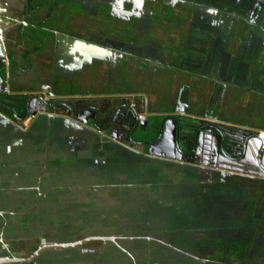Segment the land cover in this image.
Here are the masks:
<instances>
[{"label": "rangeland", "instance_id": "obj_1", "mask_svg": "<svg viewBox=\"0 0 264 264\" xmlns=\"http://www.w3.org/2000/svg\"><path fill=\"white\" fill-rule=\"evenodd\" d=\"M22 1L24 3V0H10L14 5H16V2L21 4ZM49 1H55L56 4L54 5L57 6L58 11L67 9L66 12L72 19V24L74 22L84 23L92 37L103 33L107 34L106 36L113 35L114 38L123 39L122 49L130 45V51L140 53L139 57L141 58L145 54L155 57L160 55L161 50H165L170 54H174L179 64L183 53L181 54L177 50L197 51L196 47L201 49L203 44L201 37L203 33L209 32L206 30L209 22L204 24L198 15L206 14L207 19L211 15L212 19H215L214 15L218 7V0H183L188 5L193 4L195 10H191L188 5L181 7L180 1L182 0H135V4H131V7H135L134 13L125 15L124 12L130 6L123 5V9H117V4L121 3V0H115L109 5H107L109 0H47L45 10L35 12L34 17L36 20L43 18L50 6ZM40 2L42 0H34V4ZM14 5L11 4V6ZM157 5H164V8H169L168 14L162 15L159 22L150 19L152 17L150 12L158 13ZM121 17H125L126 20L121 19ZM144 19H146V24L142 23ZM38 33H31L28 30L25 34L33 38L42 35ZM141 33H146L147 40L144 43L140 41ZM126 35L129 37H125ZM82 37L84 38V36ZM41 38L44 40L43 49L32 53L31 50L38 45V42L23 40L16 34L11 37L6 36L7 52L14 58L16 63L15 69L12 70L11 67L14 82L11 89L14 92L32 93L35 96L44 93L43 96H47L48 90L45 91L47 88L42 90L41 87L49 85L51 74L48 73L49 70L46 71L45 66L54 60L52 46H49L53 42V37L47 35L44 38L42 35ZM130 40H133L132 44H129ZM91 47L96 49L94 46ZM75 50L78 61L83 65L96 59L106 61V57H108L107 54L102 52L101 54H104V56L99 55L96 58L84 45L76 47ZM23 54L26 55L27 60L25 62L22 58ZM117 57H119L118 54L110 53L108 58L114 61ZM159 57L165 59L167 55L163 53ZM133 60L137 63L141 59L134 57ZM26 65L29 67L28 69ZM147 67L150 68L149 65ZM98 72L100 73V71ZM132 74L136 73L132 71ZM162 76V83H166L167 80H164V74ZM178 76L182 77L179 74ZM137 77L138 74L133 76L132 81L134 82ZM96 78L98 77L94 76L92 80L96 81ZM10 82L8 88L11 87ZM144 85L141 87L144 88ZM148 85L150 84L147 82L145 87ZM94 86L91 82L83 80L75 87L74 91H69L71 95L66 99L68 101H70V98L74 99V95L79 94L78 92L81 89L85 92L97 93L98 90L92 88ZM191 87L193 101L200 100V98H197L203 92L201 89L203 86L191 83ZM55 92L59 95L57 97H64L60 89ZM154 96L160 98V93L155 95L153 91H150L147 98L153 100ZM154 111H158L157 107ZM142 114L140 113V115ZM25 120L18 121L20 130H26L32 123L28 122L27 119ZM54 128L60 131L57 134L50 133L48 143H45L47 135H45V127H36L33 134L34 142H36V165L42 160L41 153L46 151L45 155L49 158V163L53 162L52 159L55 162H60L59 158L61 159L60 163H62L63 158L67 156L68 160L64 163L65 166L73 169L81 167L79 162L82 159V157L80 158L82 153L80 152L90 150L89 147L86 148L79 141L81 139L82 141L86 140L87 134L83 133L81 136V133L70 131L72 130L71 127L65 129L58 125ZM19 142L21 143L22 140ZM99 146L103 149L98 148V146L90 148L97 154L99 152L97 158L99 161H96V164L91 162L89 168L93 169L89 170L88 176L100 178L104 183H108L110 178H114L113 176H116L115 178L118 176L127 178L131 175V178L134 177L133 179H135L134 183H137L138 186L141 184L139 187L137 186V193L126 188L115 199L112 198L114 192H111L109 197H104L106 199L102 201L88 202L85 200L89 197L90 192L87 193V197L86 195L80 196L79 191L76 190L80 183H91L92 180L81 182L74 178L80 177L77 173L70 174V178L64 180L63 177L67 175L66 171L61 173L62 176H60L56 173L57 170L52 167L49 174V180L51 181L42 180L40 182L42 189L47 193L48 199L51 200L41 198L37 202L36 206L38 207L34 212L36 218L32 222L34 224L33 228L23 226L26 219L20 221V227H23L20 229V242L28 244L29 247L33 244L36 246L41 241L45 244L54 242H57V244L73 243L79 241L83 234H87V237H114L117 239V243L108 242L103 245L100 242H91L79 248L50 249L42 254L41 264H203L201 262L196 263L193 259L188 258L191 257L190 255L196 259L199 257L224 263L240 264L245 249H248L247 246L252 233H250L251 231L249 233L245 232L243 230L245 228L236 219L233 211L235 202L227 201L222 205V209L217 211L210 204V200H213V198L206 195L205 198L200 200L201 202L194 203L196 211L192 214L188 209L190 202L187 201V195H190V192L188 194L185 192L187 189L191 191L193 188H197L191 184L192 180L187 178L186 175L177 172L173 167H165L148 160L145 161L144 158L134 154L128 155L122 149L120 154L117 155L115 151H106L105 145L100 143ZM104 153H107V155ZM82 161L84 160L82 159ZM166 181L173 183L169 191L174 190L175 186L176 195L182 196V201L176 200L173 202L172 199H164L161 201L164 209L158 212L159 203L154 201V204L150 207L147 198L150 197L148 195L156 193L155 189L158 188L156 183L164 184ZM35 182L37 181L35 180ZM187 182L188 187L184 185ZM142 184H149V186ZM128 190L131 191L132 195L125 202L124 195ZM164 190L168 189L164 188ZM82 192L85 194L86 191ZM190 199H192L191 196ZM204 199H206V203H204ZM128 201H131L129 205ZM204 205L206 206L204 207ZM112 207L115 209H112ZM120 209H124L123 213L120 212ZM176 213L178 216H176ZM193 215L196 217L193 218ZM259 220L261 223L264 222V218ZM224 228H227V230H223ZM259 235L264 237V234ZM255 236L258 235L255 234ZM138 237L159 238L164 244L173 243L177 250L172 251L166 246L156 243V241L149 243L146 240H123V238ZM261 247H264V238L254 237L248 251V257L253 258V260L247 259V264L250 261L251 263L255 261L257 264H261L258 262V258L261 257L258 251ZM20 252H24V250Z\"/></svg>", "mask_w": 264, "mask_h": 264}, {"label": "flooded vegetation", "instance_id": "obj_2", "mask_svg": "<svg viewBox=\"0 0 264 264\" xmlns=\"http://www.w3.org/2000/svg\"><path fill=\"white\" fill-rule=\"evenodd\" d=\"M114 1L115 0H109L107 5ZM120 2L121 3L117 4V9L121 10L123 9V5H129L130 7L124 12V14L127 15V13H134L135 7H131V4H135V0H121ZM45 3H47V0H42V2L38 4H34V0H24V3L23 1L21 4L16 2V5H14L10 0H0V28L2 30V34L0 35V93H17L11 89L14 86L11 67L12 70L13 68L15 69L16 63L14 58L7 52L5 45L7 41L6 36L11 37L13 34H16L23 40L38 42V45L31 50L32 53L39 52L43 49L44 40L41 38L42 35L44 38H46L47 35L52 36L53 42H51L49 46H52L54 60L49 65L45 66L46 71L49 70L48 73L51 74L49 85L41 87L42 90L47 88L45 90H48L47 96H43L44 93L36 96L32 93L19 94L26 96L27 118L33 114V117L37 115L45 119H53L60 123L63 128L67 129L68 127H71L72 130L70 131L81 133V136L83 133H86L87 139L83 141L81 139L79 142L86 148L89 147L90 151L80 152L82 153L80 158L82 157L84 161L80 159L79 163L81 167L75 169L65 166L64 163L68 160L67 156L63 158L62 163H60V158L58 159L60 162L53 161L50 163L48 161L46 162L49 158L46 157L44 159L43 166L42 164L40 165L42 167L41 171L36 172L35 180L37 182L34 180V190L37 194L35 196V202H33L34 208L30 210V214H34L37 210L36 207L38 206H36V204L41 198L51 200L48 199L47 193L42 189L40 182L42 180L51 181L49 180V174L52 167L57 170V172H54L59 175L66 171L67 175L63 177L64 180L69 179V176L72 173H77L80 177L74 178L81 182L92 180L91 183H80L76 190L79 191L78 193L80 196H87V193L90 192L88 194L89 197L87 196L88 198L85 200L88 202L96 203L97 201H102L103 199L108 198L111 192H114L112 198L115 199L120 195L121 191L126 188L137 193L138 184L134 183L135 179H133L134 177L131 178L130 174L127 178L123 176L115 178L116 176H113L114 178H110L108 183H104L100 178L92 177L91 175L88 176L89 170L93 169L89 168L91 162L96 164V161H99L97 159L99 152L97 154L90 148L98 146V148L103 149L99 146L100 143L101 145H105L106 151H115V154L117 155L120 154L122 149L128 155L134 154L144 158L145 161L148 160L165 167H173L177 172L186 175V177L192 178L195 176L197 179L196 183H199L200 185L204 184L206 187L217 189L226 186V182L231 185L240 180V178H238L239 173H231L223 170L225 167L234 170L237 169L235 164L220 157V152L223 151V148L219 151V143L216 137L217 134L212 135L209 131L210 125L208 117L204 113L200 116L185 113L186 110L191 109L190 102L202 103L205 102V99L203 97L200 98V100H195V102L191 100L192 87L191 84H187L189 82V73L183 71L186 74H183L182 77L178 76V72L180 75L182 70L176 67L178 60L174 54H170L169 52L160 49V55L166 53L167 57H165V59L159 57L160 55L152 57L147 54L141 58L139 57L140 53L130 51V45L129 47L122 49L121 46L123 39L120 40L119 38H114L113 35L106 36L107 34L103 33L92 37L84 23L78 24L74 22L72 24V19H70L68 12H66L67 9H60L58 11V9H56L57 6L54 5L56 4L55 1H49L50 6L46 10L45 15H43V18L41 20H36L34 17L35 12H43L45 10ZM180 3L182 5L181 7L188 5V3L183 0L180 1ZM11 4L14 6H11ZM188 6L191 10H195L193 4ZM156 8L158 9V13L154 14L150 12V14H152L150 19L159 22L162 19V15L165 13L168 14L169 8H164V5H157ZM198 17L202 19L204 24L210 20L209 17L207 19L206 14H202V16L198 15ZM117 19L119 20L120 18ZM121 19L126 20L125 17H121ZM205 19H207V21H205ZM142 23L146 24V19H144ZM28 30L31 33L39 32L42 35L38 33L41 35L40 37L31 38L25 34ZM86 31L88 32L86 33ZM82 36H84V38ZM125 37H127V35ZM146 40V33H141L140 41L144 43ZM132 42L133 40H130L129 44H132ZM80 45H91L95 48L101 47V51L94 52L93 54L105 51L108 57H110V53L118 54L119 57L114 61H111L113 58L111 60L106 58V61H99V64L96 61H93L87 62L83 65L78 61L77 54L75 53L76 47H79ZM47 49L48 47L46 50ZM185 50L186 49H181V52L183 53ZM177 51L180 52V49ZM127 57L130 59H126ZM134 57L141 59L143 64L138 66L141 70L146 69L145 65L151 67V74L149 77L147 76V81L150 85L146 87V90H139L136 85L134 86L132 83L133 74L131 71L133 69L131 66L127 65L134 61L131 59ZM22 58L24 62L27 60L25 54L22 55ZM26 68L28 69L29 67L26 65ZM98 71H100V73ZM120 71L121 75L119 74ZM163 74L164 80H167L166 83H155L153 82L154 80L151 81V78L154 79L160 77L162 79ZM94 76L98 77L96 78V81L92 80ZM83 80H87L91 82L92 85H95L92 88L98 90L97 93H89L81 89L80 92H78L79 94L74 95V99L70 98V101H68L66 97L71 95L69 94V91H74L75 87ZM9 82L11 83L10 88H8ZM59 89L64 97H57L59 95L56 94L55 91H58ZM150 91H153L155 95H158L159 93L165 94L168 106L171 107L173 104L174 107L176 106L175 111L171 110L167 113V116H165L164 119L157 123H153L152 125L148 124V120L153 117H160L154 109L155 107L158 109L157 102L159 103L162 98L154 96L153 100L148 99L147 96ZM174 91L176 92L174 93ZM149 101L152 103L150 104ZM198 109H195L196 112ZM140 113H143V117ZM216 116L217 117L214 118V125L216 126H213V129L216 133L223 136V134L227 133L226 129L221 127L219 112ZM14 118L15 121H19L17 116H14ZM59 131L60 130L56 128H54L53 131L48 130L45 143H48L50 133L57 134ZM104 154L107 155V153ZM74 164L76 165V163ZM114 164L118 165L119 163ZM250 164H253L252 160ZM248 168L252 173L255 172L251 170L253 169L252 166H248ZM242 180L245 181L244 179ZM140 185L141 184H139V186ZM142 185L149 186V184ZM156 185H158V188L155 189L156 193L148 195L150 197L147 198V201L150 207H152L154 201L158 202L159 205L157 211L159 212L164 209L163 203L161 202L162 200L172 199L174 202L179 198V195H176L175 186L174 190L171 189V192L169 191V188L173 186V183L171 182L166 181L164 184L156 183ZM184 185L189 186L188 183H185ZM164 188H167L168 190H164ZM129 190L124 195L125 202H127L132 195ZM82 191H86L85 194H83ZM185 193L188 194V189ZM112 209L115 208L112 207ZM123 211L124 209H120L121 213H123ZM34 218L36 217H33V220L30 219V221L25 222L23 226L25 225V227L28 228L31 225L33 228L34 224L32 222L35 220ZM22 228L23 227L21 226L20 229ZM257 235L258 236L251 234L247 246L248 249H245L240 264H247V259L253 260V258L248 257V251L252 240L254 237L264 238L259 234ZM87 236V234H83V237L79 240L87 238ZM151 239L153 240H143L149 241V243L156 241V243L162 244L172 251L177 250L173 246V243L164 244L159 238ZM91 242L97 241L86 242L73 248H79L84 244ZM108 242L111 241L100 243L104 245ZM115 243H117V239ZM43 244L45 243L41 241L38 245L34 246L33 244L29 249H26L25 245L27 244L20 242L18 255L15 258L28 259ZM52 244H57V242ZM23 250L24 252H20ZM48 250L50 249L42 250L31 261L14 264H41V256ZM258 252L259 256H261L258 258V262L264 264V247H261ZM248 264L257 263L255 261L251 263L250 261Z\"/></svg>", "mask_w": 264, "mask_h": 264}, {"label": "crops", "instance_id": "obj_3", "mask_svg": "<svg viewBox=\"0 0 264 264\" xmlns=\"http://www.w3.org/2000/svg\"><path fill=\"white\" fill-rule=\"evenodd\" d=\"M218 1L215 19H212L211 15L209 17L208 28H206L209 32L203 33L201 37L202 48H196L197 51L186 49L183 54L180 50L183 58L180 64L176 65L182 70L180 75L183 76L186 74L183 71H186L189 73L188 85L191 83L202 85L203 92L198 95V98L205 99L202 103L190 102L191 109L186 110L185 113L199 116L204 113L208 117L209 125L216 126L214 118L219 112L221 127L226 129L228 135L238 138H243L249 131L264 133V0ZM86 47L92 53L101 51V47L96 49H93L91 45ZM101 53H95L94 56L96 58L99 55L104 56ZM94 61L99 64L100 60ZM142 64L140 60L128 65L136 73L133 76L138 74L137 79L132 82L133 85H136L139 90H146L145 85L148 82L147 76L151 74V67L148 68L145 65L146 69L141 70L138 66ZM152 80L155 83L162 82L160 77L151 78ZM142 85L144 88L141 87ZM159 97L162 99L159 103L157 102L160 106L158 105L156 113L165 118L171 110L175 111L176 106L171 108L168 106L165 94L162 93ZM195 109H198L197 112ZM32 115L27 118L28 122H32L29 128L20 130L18 121L0 113V261L7 257L15 258L18 255L20 221L26 219L25 222H28L35 217L34 214H30V210L34 208L33 202L36 196L34 180L36 172L41 171L40 165L43 166L44 159L47 157L45 152H42V160L36 165V142L33 139L36 127H45L46 135L48 130L53 131L55 126L60 125L53 119ZM235 166L239 173H245V175L239 174L240 180L237 183L230 185L226 182V186L217 189L196 183L195 176L190 178L191 184L197 189L188 190L190 192V195H187V201L190 202L188 209L193 214L196 211L194 203L201 202L200 200L206 195L213 198L210 204L217 211H220L227 201H233L235 202L234 215L240 221V225L245 228L243 230L247 233L251 231L252 234H264V222L261 223L259 220L264 218V177L250 176L252 172L248 167L238 164ZM252 167L251 170L259 172L254 165ZM176 200L182 201V196ZM203 201L206 203V199ZM194 217L196 216L193 215ZM25 247L29 249L28 244ZM190 256L187 257L196 263L231 264ZM0 264L4 263L0 262Z\"/></svg>", "mask_w": 264, "mask_h": 264}, {"label": "water", "instance_id": "obj_4", "mask_svg": "<svg viewBox=\"0 0 264 264\" xmlns=\"http://www.w3.org/2000/svg\"><path fill=\"white\" fill-rule=\"evenodd\" d=\"M50 116H53V115H50ZM209 131L212 135L217 134L216 137L219 143L218 145L219 151L223 148V151L220 152L221 158L226 159L228 162L232 164H238L239 166L248 167V166L254 165L256 169L259 170V172L251 173L250 176L259 177V178L264 177V141L258 138L257 131H249L246 135H244L243 138H238L237 136L228 135L227 133L221 136L219 133L215 132L212 125L209 126ZM250 156H252L253 158ZM251 160L253 164H250ZM223 170H225L226 172H231V173L240 172L234 169H229L228 167H225ZM239 174L245 175V173H239ZM143 239L153 240L149 237L123 238V240H143ZM90 241H97V242H103V243L107 241H111L115 243L116 238L104 237V236H90L82 240H79L77 242H73V243L43 244L28 259H17V258L7 257L6 259H2L0 262L4 264L7 262L8 263L9 262L10 263L28 262V261H31L33 258H35L42 250L52 249V248L53 249L54 248L55 249L56 248H60V249L73 248L76 246H80L83 243L90 242Z\"/></svg>", "mask_w": 264, "mask_h": 264}, {"label": "trees", "instance_id": "obj_5", "mask_svg": "<svg viewBox=\"0 0 264 264\" xmlns=\"http://www.w3.org/2000/svg\"><path fill=\"white\" fill-rule=\"evenodd\" d=\"M0 113L4 114L8 118L15 119L14 116H17L19 121L25 120L28 116L26 96L19 94L18 92L11 94L0 93ZM162 119H164V117L150 118L148 120V124L152 125Z\"/></svg>", "mask_w": 264, "mask_h": 264}, {"label": "built area", "instance_id": "obj_6", "mask_svg": "<svg viewBox=\"0 0 264 264\" xmlns=\"http://www.w3.org/2000/svg\"><path fill=\"white\" fill-rule=\"evenodd\" d=\"M258 138L264 140V133L263 132H258Z\"/></svg>", "mask_w": 264, "mask_h": 264}]
</instances>
